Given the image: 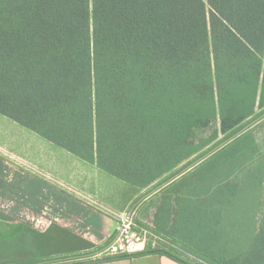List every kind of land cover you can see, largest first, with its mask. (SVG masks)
<instances>
[{
	"label": "trees",
	"instance_id": "16d2710c",
	"mask_svg": "<svg viewBox=\"0 0 264 264\" xmlns=\"http://www.w3.org/2000/svg\"><path fill=\"white\" fill-rule=\"evenodd\" d=\"M263 113L264 0H0V115L130 185L147 187L205 148L217 131L197 132L217 115L232 137ZM257 152L246 130L218 154L244 158L216 182L226 200L207 207L217 217L198 241L217 251L202 252L208 264H264V210L259 221L231 219L255 210L237 202L240 186L254 203L262 194ZM38 236L16 225L0 243L17 237L37 252ZM173 245L162 253L192 264ZM28 255L0 264H36Z\"/></svg>",
	"mask_w": 264,
	"mask_h": 264
},
{
	"label": "crops",
	"instance_id": "0c3cea01",
	"mask_svg": "<svg viewBox=\"0 0 264 264\" xmlns=\"http://www.w3.org/2000/svg\"><path fill=\"white\" fill-rule=\"evenodd\" d=\"M66 153L54 162L90 167L95 171L93 179L87 177L86 184L76 185L55 174L71 187L64 189L0 160V222L12 228L23 225L39 234L37 249L42 252L36 264H181L162 253L164 247L153 248L150 243L143 252L131 255L99 253L116 237L118 218L124 212L132 214L136 233L147 229L170 245L199 241L195 235L200 208L192 207L189 192L179 187L184 175L146 191L148 186L137 188Z\"/></svg>",
	"mask_w": 264,
	"mask_h": 264
},
{
	"label": "rangeland",
	"instance_id": "374dc122",
	"mask_svg": "<svg viewBox=\"0 0 264 264\" xmlns=\"http://www.w3.org/2000/svg\"><path fill=\"white\" fill-rule=\"evenodd\" d=\"M244 92H248V87L246 86ZM260 109L255 108L253 114H249V110L245 113L238 115L235 122H239V120L246 116V118L239 122L238 125H242L246 121L250 120L254 115L258 114ZM222 117L217 115L216 121L213 122L208 128L200 130L197 132V137L200 139H208L211 137L214 131H217V135L211 142L199 152L193 154L188 159L180 163L176 166L171 172L162 176L155 182L151 183L146 191H150L155 189L164 181H169L176 174L180 173L185 168H190L185 171L183 174L184 178L180 182L179 187L186 189L190 197L192 199V207L198 205V211L200 208L199 216H198V227L196 228V235L198 240H202L203 238L211 237L212 234L208 232L210 221L212 224V220L216 222V216H209L207 213V207L211 203H221L226 200V193L223 196L221 193L227 192L226 190L218 191L216 182L221 181L222 178L227 175L228 171L233 168V164L240 163L243 160V156L240 158H235L232 161H226L225 159H218L219 152L228 144L226 143L224 146L217 148L213 152L209 153L205 156L204 159L201 157L204 155L206 151H208L214 143L226 142L230 138L231 129L222 128ZM252 132L254 143L258 147V152L253 156V161L261 158L264 155V119L259 120L255 124H253L249 129ZM56 149V151H53ZM243 147L239 145L236 147V153L238 151H242ZM62 151V152H61ZM55 153V154H54ZM61 157L57 156L60 155ZM208 153V152H207ZM206 154V153H205ZM64 155H68L64 150H57V147L52 145L51 143L43 140L38 135L34 134L30 130L18 125L12 120L0 115V160L4 161L7 165L12 166L15 170H21L27 174H30L33 177L41 179L43 181L49 182L52 185L60 186L62 188L70 189L69 185L64 184L60 181V178H66L68 180H72L76 185H84L86 184L87 177L93 179L95 176L94 169L90 167H84L79 163L73 162H60L56 164L54 161L58 158V160H62ZM245 155V154H244ZM67 157V156H66ZM65 158V157H64ZM174 159L169 160L168 163L172 162ZM247 160H245L246 163ZM250 161L246 163L243 167L246 169L250 166ZM60 178H58L57 175ZM244 176V170L242 168L236 169L232 175H230V181L234 184H240L241 180ZM183 177V176H180ZM93 184V182H91ZM237 185V186H238ZM247 186V184H246ZM246 186H240V191L238 193L237 202L249 207H252L253 212L256 213L253 215L252 209L251 212L237 219L236 217H232L235 221H248V223L253 220V217L256 216V221L261 219L264 210V181L262 184V194L259 199L255 200V203L251 201V198H247L248 188ZM223 187V186H222ZM210 189V190H209ZM209 190V191H208ZM72 191V190H71ZM113 191V190H112ZM208 191L209 194H203ZM250 209V208H249ZM246 216V217H245ZM230 219V220H231ZM190 228V227H189ZM188 228V230H189ZM215 228V226H214ZM194 227L191 229V231ZM13 230L11 226H7L0 222V235H7L9 232ZM213 234L216 232H220L219 226L213 231ZM152 233V232H151ZM22 234V233H21ZM154 234V233H153ZM194 235V232L192 233ZM230 236H238L237 233L230 234ZM158 237V236H157ZM15 238V239H13ZM29 238H32L29 236ZM160 238V237H159ZM11 240H4L0 243V258L4 260H15L17 258H28V254L32 255L31 259H35L39 256L42 250L36 252L33 248L26 250L24 244L17 237H11ZM162 241H158L155 239L156 247H164L167 250L173 249L169 246L170 241L161 239ZM210 242V238L208 239ZM201 242H194L192 239L190 241H184L180 245H175L174 251L177 252L178 256L182 259L189 261L192 264H208L200 257L202 252L209 255H214L217 251L215 250H204L201 247ZM32 247V246H31ZM33 249V250H32ZM31 250V251H30ZM29 251V252H28ZM202 259V260H201Z\"/></svg>",
	"mask_w": 264,
	"mask_h": 264
},
{
	"label": "built area",
	"instance_id": "2783aa9c",
	"mask_svg": "<svg viewBox=\"0 0 264 264\" xmlns=\"http://www.w3.org/2000/svg\"><path fill=\"white\" fill-rule=\"evenodd\" d=\"M134 226L132 214L128 212L122 213L118 218L116 237L99 253V256L115 257L136 254L143 252L148 243L155 248V239L162 241L161 238L147 229H142L139 233H136Z\"/></svg>",
	"mask_w": 264,
	"mask_h": 264
},
{
	"label": "water",
	"instance_id": "95a60500",
	"mask_svg": "<svg viewBox=\"0 0 264 264\" xmlns=\"http://www.w3.org/2000/svg\"><path fill=\"white\" fill-rule=\"evenodd\" d=\"M264 119V113L259 116L257 119L251 121L249 124L245 125L244 127H242L235 135H233L232 137H230L226 142L220 143L219 146H217L216 148L210 150L208 153L204 154L201 159H204L205 156H207L209 153L213 152L214 150H216L219 147L224 146L226 143H229L231 140L235 139L236 137H238L239 135H241L242 133H244L246 130H248L253 124H255L256 122H258L259 120ZM190 168H185L183 169L180 173L176 174L173 178H171L169 181L173 180L174 178H177L178 176H180L181 174H183L185 171L189 170ZM164 181L163 183H161L158 187H156L154 190L158 189L159 187H162L164 185H166L168 182Z\"/></svg>",
	"mask_w": 264,
	"mask_h": 264
}]
</instances>
